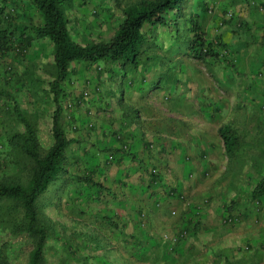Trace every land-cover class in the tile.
<instances>
[{
	"label": "rangeland",
	"instance_id": "374dc122",
	"mask_svg": "<svg viewBox=\"0 0 264 264\" xmlns=\"http://www.w3.org/2000/svg\"><path fill=\"white\" fill-rule=\"evenodd\" d=\"M139 1L69 0L63 8L70 20L72 36L85 44L110 39L124 18L125 7ZM206 4L208 10L204 12L198 0H184L178 10L167 14V26H158L155 31L146 26V50L139 58L147 61L148 55L153 64L149 70L154 66L155 71L138 91L146 97L153 91L151 97L154 94L163 102L170 97L174 99L169 101L172 106L178 105L176 99L180 96L183 99L185 94L188 101H201L198 85H190L189 78L198 84L211 75L222 78L224 74L213 91L212 105L217 109L226 106L227 112L211 118L215 126L231 124L240 141L231 154L225 150L219 168L210 169L203 176L204 183L197 195L178 197L179 205L195 210L192 218L185 225L181 218L170 228L159 226L151 245L155 249L152 253L162 248L176 262L181 246L186 258L177 261L180 264H264V196L252 194L264 176V0H207ZM3 5L0 30L11 31L17 39H21L24 26L44 23L43 15L31 0H0V7ZM193 17L204 19L208 37L221 36L233 57L228 58L231 64L212 57L203 60L190 57ZM28 35L32 41L29 47L13 43L0 48V183L5 184H24L30 177L31 159L13 149L10 142L14 134L24 131L19 112L31 121L42 154L53 144L50 132L55 109L54 94L50 91L55 77L53 44L35 33ZM154 44L161 50L163 44L166 48L159 52ZM84 63L71 64L70 75L61 85L64 94L60 97V122L68 130L75 115L87 109L86 102L91 97L82 87L85 73L78 72ZM99 63L104 65V61ZM125 65L131 68L132 64ZM228 76L234 78L232 85L225 83ZM178 82L186 83L185 91ZM74 99H79V103L71 109L68 104ZM181 109L192 111L188 102ZM207 109L210 112L205 114L209 116L213 107ZM82 152L76 144L68 146L64 171L36 201L39 221L48 231L46 262L161 264L150 253L152 249L121 243L116 237L122 228L114 224L118 214L111 206L119 196L114 189L101 187L100 172L93 171L99 170L95 167L103 169L109 153L103 152L93 159ZM156 170L154 174L159 173ZM231 205H235L233 210L229 208ZM140 216L147 217L141 213ZM24 223L23 209L14 201L0 199V264H29L35 240ZM182 231L186 236L173 242L171 238Z\"/></svg>",
	"mask_w": 264,
	"mask_h": 264
},
{
	"label": "crops",
	"instance_id": "0c3cea01",
	"mask_svg": "<svg viewBox=\"0 0 264 264\" xmlns=\"http://www.w3.org/2000/svg\"><path fill=\"white\" fill-rule=\"evenodd\" d=\"M154 45L159 52L166 48L164 44L162 50ZM142 49L144 52L146 47L143 45ZM148 57L147 61L139 58L137 65L131 68L114 61H104L103 66L99 62L80 64L78 72L85 73L82 87L91 97L86 102L87 109L75 115L67 134L72 139L70 145L76 144L84 156L88 154L94 159L103 152L115 156L114 160L104 162L103 169L95 167L99 170L93 171L100 172L101 187L114 189L119 196L113 206L109 204L118 214L114 224L122 228L116 237L121 243L144 245L152 249L150 253L153 254L155 249L151 245H154L159 226L170 228L181 218L185 225L192 218L195 210L179 205V195H197L204 183L203 176L222 164L225 146L218 134L220 125L215 126L211 116L225 114L227 107L217 109L212 105L213 91L224 74L222 78L211 75L213 77L198 81V84L189 78L190 85H198L201 101H188L185 94L183 99L181 96L176 99L178 105L172 106L169 101L174 99L169 97L163 102L154 94L151 97L153 91L148 97L141 96L139 87L147 83L155 71L154 66L149 70L153 64ZM227 79L226 85L229 82L232 85L234 78L228 76ZM178 85L185 91V82H178ZM187 102L192 109L189 113L181 109ZM209 106L213 111L207 116L205 111L210 112ZM126 144L128 150L123 149ZM153 168L158 169L157 175L152 174ZM140 213L147 217L141 218ZM178 249L176 262L172 254L162 248L156 249L153 257L161 264H180L177 261L186 256L181 246Z\"/></svg>",
	"mask_w": 264,
	"mask_h": 264
},
{
	"label": "trees",
	"instance_id": "16d2710c",
	"mask_svg": "<svg viewBox=\"0 0 264 264\" xmlns=\"http://www.w3.org/2000/svg\"><path fill=\"white\" fill-rule=\"evenodd\" d=\"M68 1L31 0L43 15L44 23L42 25L24 26L21 39H17L9 30H0V48H8L13 43L29 47L32 41L28 32L35 33L39 38H47L53 44L52 58L55 77L50 83V91L54 94L55 102L50 128L53 144L42 154L31 121L26 115L19 112L18 119L24 125V131L14 134L10 142L13 149L19 150L31 159L30 177L24 184L0 183V199L6 198L14 201L23 209L24 228L35 240L30 251L29 264H48L45 259L48 231L47 227L39 221L36 201L48 189L50 183L64 171L66 150L72 142V139L68 137L67 129L60 122L62 114L60 97L64 94L61 85L70 75L72 62L85 61L93 64L99 61H114L123 65L131 63L136 66L139 56L143 52V45L147 41L146 26L149 25L153 31L158 26H167L169 23L167 14L170 11L178 10L184 0H141L129 5L123 10L124 18L110 39L85 44L75 40L71 34L70 20L63 8ZM206 3L207 0H198V6L204 8V12L208 10ZM3 8L4 5L0 7V13ZM191 19L193 24L191 27L192 39L189 46L190 57L201 60L212 57L225 60L231 64L230 59H228L231 56L230 50L227 49L228 45L221 40V36L208 37L204 29V19L201 17L198 20L194 17ZM231 58L233 57L231 56ZM74 100L79 101V99ZM219 134L224 142L226 152L231 154L237 147L240 137L231 124L220 126ZM123 149L128 150L129 145ZM114 159V155L112 159L109 157V160ZM252 194L256 197L264 196V176L254 186ZM181 196L182 194L179 195V197ZM229 208L233 210L235 205H231ZM141 214L145 216V213ZM197 226L198 223L195 229Z\"/></svg>",
	"mask_w": 264,
	"mask_h": 264
},
{
	"label": "built area",
	"instance_id": "2783aa9c",
	"mask_svg": "<svg viewBox=\"0 0 264 264\" xmlns=\"http://www.w3.org/2000/svg\"><path fill=\"white\" fill-rule=\"evenodd\" d=\"M228 16H232V14H229ZM78 102H79L78 100L71 101V102H69L68 107H70L71 109H73L74 107H76V105L78 104ZM127 147H128V145H124L123 146V148H127ZM112 158H113V155H110V159H112ZM152 173H157V170L156 169H153L152 170ZM181 198H184V195H182ZM187 204L189 206V202H187ZM230 220H231V218H230ZM184 236H186V232L185 231H182L180 234L172 237L171 240L173 242H178L179 239H181Z\"/></svg>",
	"mask_w": 264,
	"mask_h": 264
}]
</instances>
